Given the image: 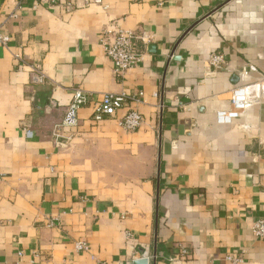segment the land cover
I'll list each match as a JSON object with an SVG mask.
<instances>
[{"label":"crops","instance_id":"obj_1","mask_svg":"<svg viewBox=\"0 0 264 264\" xmlns=\"http://www.w3.org/2000/svg\"><path fill=\"white\" fill-rule=\"evenodd\" d=\"M50 1L0 0V264H264V0ZM111 23L142 52L122 78ZM105 93L137 101L95 122Z\"/></svg>","mask_w":264,"mask_h":264},{"label":"built area","instance_id":"obj_2","mask_svg":"<svg viewBox=\"0 0 264 264\" xmlns=\"http://www.w3.org/2000/svg\"><path fill=\"white\" fill-rule=\"evenodd\" d=\"M78 0H51L50 4L63 5L66 11L70 12L75 7V2ZM87 5L92 3L94 5H102V0H83ZM137 37L128 31L120 29L116 23H111L100 32V44L104 50L106 58L112 65V73L115 78H122L126 72L135 68L142 61V52L138 51L135 46ZM145 41L144 36L140 38ZM9 43L8 36L0 34V47H6ZM212 65L219 66L224 64V58L220 54L213 55L210 58ZM35 82H42L43 73L39 67L34 69ZM138 97L142 96V92H138ZM89 101L80 90L72 93L71 100L65 108L61 123L55 127L53 131L54 138L61 136V132L66 129H75L79 125L78 111L85 106ZM130 101H137L136 98L126 96L125 94H111L105 93L101 96L100 101L96 104L92 120L101 122L105 118H114L116 112L125 107ZM141 115L130 110L119 120L120 127L126 132L136 131L142 124ZM252 234L255 239L264 243V218L256 221L252 227ZM78 250L84 249L83 243L76 245ZM187 252L183 250L180 252L178 258H186ZM232 262H236L232 258H228Z\"/></svg>","mask_w":264,"mask_h":264},{"label":"water","instance_id":"obj_3","mask_svg":"<svg viewBox=\"0 0 264 264\" xmlns=\"http://www.w3.org/2000/svg\"><path fill=\"white\" fill-rule=\"evenodd\" d=\"M133 264H148V261L145 258L133 262Z\"/></svg>","mask_w":264,"mask_h":264}]
</instances>
